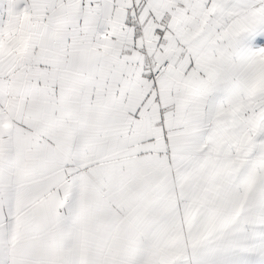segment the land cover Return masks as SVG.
Segmentation results:
<instances>
[{
  "label": "snow or ice",
  "instance_id": "1",
  "mask_svg": "<svg viewBox=\"0 0 264 264\" xmlns=\"http://www.w3.org/2000/svg\"><path fill=\"white\" fill-rule=\"evenodd\" d=\"M0 264H264V0H0Z\"/></svg>",
  "mask_w": 264,
  "mask_h": 264
}]
</instances>
